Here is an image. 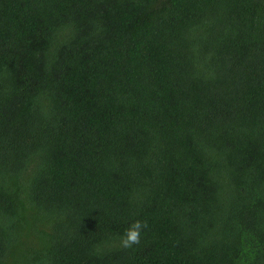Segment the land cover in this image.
I'll list each match as a JSON object with an SVG mask.
<instances>
[{
  "label": "trees",
  "instance_id": "trees-1",
  "mask_svg": "<svg viewBox=\"0 0 264 264\" xmlns=\"http://www.w3.org/2000/svg\"><path fill=\"white\" fill-rule=\"evenodd\" d=\"M0 264H264V0H0Z\"/></svg>",
  "mask_w": 264,
  "mask_h": 264
},
{
  "label": "clouds",
  "instance_id": "clouds-1",
  "mask_svg": "<svg viewBox=\"0 0 264 264\" xmlns=\"http://www.w3.org/2000/svg\"><path fill=\"white\" fill-rule=\"evenodd\" d=\"M148 227L147 222L134 220L127 228H125L123 234L120 236V244L123 248L129 249L134 245H138L141 239V230Z\"/></svg>",
  "mask_w": 264,
  "mask_h": 264
}]
</instances>
